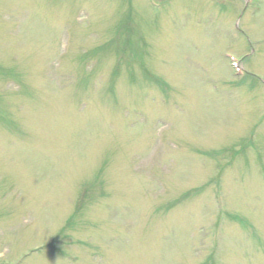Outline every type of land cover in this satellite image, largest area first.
<instances>
[{"label":"rangeland","instance_id":"1","mask_svg":"<svg viewBox=\"0 0 264 264\" xmlns=\"http://www.w3.org/2000/svg\"><path fill=\"white\" fill-rule=\"evenodd\" d=\"M0 264H264V0H0Z\"/></svg>","mask_w":264,"mask_h":264}]
</instances>
